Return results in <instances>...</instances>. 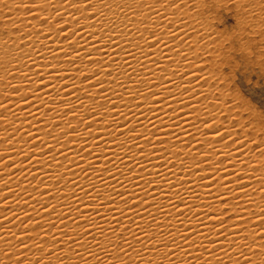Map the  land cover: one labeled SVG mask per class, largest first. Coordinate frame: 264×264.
I'll use <instances>...</instances> for the list:
<instances>
[{
    "label": "bare ground",
    "instance_id": "obj_1",
    "mask_svg": "<svg viewBox=\"0 0 264 264\" xmlns=\"http://www.w3.org/2000/svg\"><path fill=\"white\" fill-rule=\"evenodd\" d=\"M38 2L39 0H0V103L9 104L8 107L12 110V113H16V115H12L7 110H0V115L5 116V119L0 121V154H3L0 155V161H7L5 164L0 162V205H3L0 206V237H3V240H0V264H22V262L23 264H39V260L43 258L40 253L42 249L31 246L33 241L30 240L34 237H25L19 240L16 237L21 236L22 232L37 231L43 225L44 229L47 230L48 222L54 223L53 227L55 228L48 229V231L58 237L60 244L56 245L57 241H52L44 245L45 253L41 264H264V226H258L260 225L258 216L264 218V191H260L261 185L258 183L264 175V157L259 155V152L264 150V143L259 142L257 139V131L260 127L257 123L255 124L256 120L253 119L251 125H245L244 132L247 133L255 128L256 132L253 133V141L249 147L253 151L259 145L260 148L252 152L243 145H236L237 148H243L242 151L245 152V155L241 152H237L236 155H243L240 159L248 163L250 168L255 165L256 171L245 170L239 160H228L223 165H218L221 172L216 177H213V170L207 164L201 165L202 171L200 172H195V169L191 172L182 171L180 160L183 157L171 155L177 151V148L168 143V141H172L170 133L174 127L173 120L170 118L179 116L175 120V124H181L185 114L195 115L191 112V108L184 107V104H190L192 107L201 110L205 106L211 109L214 101L213 92L220 95L222 107L227 105L235 109L231 115L239 119V127L243 125L244 114L241 111L243 103L239 102L238 95L236 96L232 90H228L229 87L223 80L225 79L223 65L226 62L229 63L230 60L228 59L231 53H227L225 46L220 41L230 40V38L229 36L227 39L223 38L222 31L218 29L215 22L220 17V10L225 8L227 4L232 5L237 8L240 27L250 29V33L248 32V36H246L247 42L254 41L253 37L256 35L262 40L264 39V0H183L179 11L175 7L167 8V4L157 3L156 0H103V3H101V0H92V5H87L86 8L82 5L81 10L67 8V12H71L76 20L72 21V25H64L63 28L58 29V32L66 31L73 44L79 41L82 53L85 55H89L88 52H91L93 59L105 61V65H88V67L92 69L104 67V72L99 75L102 80H104L107 72L111 71L113 73L111 77L104 80V87L109 89L108 94L111 95L112 90H118L123 93L124 100L127 101L130 94L124 93L123 89L118 88V85L123 83L133 91H135L136 84H139L143 96L137 97L136 101L129 106L132 109L131 112L128 107L118 106L117 111L127 115L129 121L120 118V124L124 127L125 135L120 136V133H117V139L115 140L112 135H109L112 129H106L105 127L107 124H112L111 117L100 123H94L93 126H86H92V129L88 132L85 131V125H77L76 121H72V124L78 128V132L72 133L68 137H61V143L55 145L57 149L63 146L64 151L68 154V160L65 161L63 156H57V161H61L64 167L54 172L51 181H54L56 176L64 172L68 166L76 175L73 176L72 172H69L65 179L61 181L59 201L57 199L49 200L51 198L48 199L47 196L44 197V207H47V203L49 207L54 204L57 213L64 214L61 217L63 223L55 213L51 217H48V213H42L44 219L41 220V224L34 225V222L28 220H39L40 217L34 213L31 216L24 217L23 212L20 210L31 212L29 207L31 204H34L37 210H43L39 201L31 200L28 195H25V192L29 190L35 199H39V194L34 192L35 189L32 188V185L38 183L36 179L44 172L53 170L47 169V163H51V154L40 156L42 145L39 141L35 145L25 144V132L34 130L35 127L44 129L45 124H47L45 130H49L52 128L53 119L57 121L53 128L65 127V123L60 120V117L63 116V110L67 109L69 105L60 104L59 101L62 98L70 99L71 102L79 104V101L75 99L76 95H79L85 102L83 116L87 117L89 122L93 118L89 116L87 109L95 107L91 100L84 97L83 88H86L87 85L80 83L81 80L90 79V76H80L76 80L80 91L74 93L70 98L66 96L69 95L67 92L72 90L73 81L70 77L75 75L74 72L61 73L65 78L59 82L60 86L67 84L68 88L61 91L59 96L50 87L39 91L38 95L47 101L46 106H40L39 112H37L35 106L28 109V105H24L21 101V94H27L30 101L36 99L29 91V87H36L40 83L35 73L43 72L45 81L50 79L47 73L50 67L56 64V61L52 59L48 49H56L58 45L67 48L69 43V41L64 40L69 37L63 35L57 37L55 33H48L49 29L45 26L48 22L41 19L48 16L52 10L42 12L40 7L37 6ZM5 7L8 8L7 11H5ZM165 8H167V11H164ZM55 10L57 9H53V11ZM67 12L62 10L61 16L56 17L51 22L53 24L59 23L57 27H60L64 19L71 20ZM157 13H162V16H167L168 19L174 21V26L168 24V27L172 28V31H177L178 35L183 36L186 32L185 40L192 43L194 48L189 50L187 44H184L183 41H173L171 39L175 38L169 36H165V40L171 50L164 48L163 45H157L152 32L155 31L156 37H159L162 33L168 31L167 21L156 16ZM181 20L185 23H180ZM73 29L79 31V35L72 36ZM49 36L51 38L46 39ZM97 47L101 51L97 52ZM37 53L40 55H37ZM185 53H187L189 60L192 59L194 53L200 55V59L196 60L195 69L187 68V62L184 60L186 58L184 57ZM113 60L116 61L115 64H113ZM125 61L136 70L133 73L134 80H129L127 75L122 74L125 72ZM77 63L79 64V61ZM45 65L49 67L46 68ZM62 67L67 68L68 65L65 63ZM200 68H203L204 71L201 72ZM128 71L131 72V69H128ZM186 71L192 72L196 76H210L209 82L205 84L204 80L201 79L199 86L195 81L189 85L188 80L191 79V76H185L183 81L180 79L181 76L188 75V73H185ZM177 72L178 74L174 75ZM25 73L31 80L36 81V84L30 85L28 80L22 81L21 78ZM112 79H115L117 83L109 84L108 81ZM149 80L152 81L154 87L146 83ZM93 83H95V78ZM7 85L19 86L21 93H14L13 91L18 89L7 87ZM67 85H64V87H67ZM184 87L196 88V93L191 94L192 99L189 98L190 94L185 92L187 90L184 91ZM93 91H96V89H93ZM100 91H104V89H100ZM200 93H203V95H200ZM144 96L149 97L147 102L144 101ZM204 96H207L208 99L205 100ZM53 98H55V103H53ZM113 99L115 100V97ZM117 103L119 105L120 102L117 101ZM40 104L41 101L36 100V105ZM136 104H140V107L137 108ZM115 106L113 105V107ZM106 107H110V105H106ZM57 108L61 109L59 116H57ZM149 108L152 109L151 112L148 111ZM29 111L36 113L37 117H40L42 113L45 115L37 124L36 120H32L28 116ZM67 111L65 110V112ZM99 111L102 110H97L96 119H99ZM225 111H227V108H225ZM133 112L135 113V119H133ZM237 112L240 113L239 116H236ZM145 117L152 119L156 127L160 129L156 139L166 140L164 145H156L157 151L154 153L152 146L145 145L143 139L138 141L140 146L144 148L143 153H140V148L132 147L137 141L129 139L134 134L128 133L127 128L133 126L137 119L151 129L152 132L156 131ZM223 118L225 117H221V119ZM25 119L33 124V129L28 128ZM161 119L163 124H161ZM124 123H128V125L125 126ZM235 123L226 126H235ZM116 127V125H112V128ZM239 127L236 129L237 136L235 139L243 138L244 133ZM19 128L23 130L20 131ZM15 129L17 130L14 131ZM73 130L69 129L68 131ZM215 130L208 129L206 131ZM140 131L142 129L137 127V132ZM176 131H179V129L177 128ZM165 132H168L169 135L164 136ZM80 133H83V136ZM177 135H181V133H177ZM41 136H43V132H41ZM224 138L219 137L218 140ZM28 139H31V137ZM44 139L52 143L50 137H44ZM85 139H87V143ZM124 141H127V143L120 146L121 142ZM231 143L232 141H229V144ZM247 143L245 141V144ZM97 144H99V147H97ZM175 144L180 146L179 141H175ZM31 147L36 148L31 149ZM196 147L199 148L200 145ZM205 147L207 148V145ZM217 147L219 146L217 145ZM129 148H131V151H128ZM161 148H167L169 152L165 154L160 151ZM81 149H85V151L81 152ZM102 149L107 150L109 158L114 159L111 156L112 152L120 155L124 164L119 161L115 162V166L109 164L104 158L107 153L102 152ZM89 150L92 151L91 156L88 155ZM33 151L36 153H32ZM47 151H51V149ZM181 151L185 156L188 154L187 148L181 147ZM25 152L28 153V156H24ZM32 155H37L36 159L45 167L37 165L35 160L29 165L28 160ZM142 155L147 159H141ZM166 155L171 156V163L166 164ZM81 156L84 157L83 161L80 160ZM97 156L100 157L99 160L95 159ZM249 157H251V160H249ZM218 158H223V152ZM89 161L95 163L96 169L107 167L115 178L109 179L108 173L94 172L93 169L88 168ZM70 162L71 165H69ZM137 162L139 166H136ZM77 163L80 164V167L76 166ZM191 163L192 161L189 159L188 164ZM232 163H235V169L230 167ZM125 164L127 167H125ZM172 164H175V168L172 169L176 173L175 177L166 171V168L173 167ZM81 168L87 169L88 173L91 174L90 177H85V174L81 172ZM129 168H132L131 172ZM117 169H120V171H117ZM29 170L35 175H29ZM225 170L228 172L227 176H224ZM158 172L160 175H157ZM236 174L242 177L239 182L236 180ZM100 175L103 176L105 183L114 185L118 192H124V198L129 201L128 205L124 204L116 192L105 189L104 184L98 178ZM201 176L206 178L201 181ZM221 176H223L222 183L232 182L233 192H229L227 188H219V184L212 183L213 179H218ZM7 180L9 182L4 184ZM44 180H46V177L42 179V182ZM117 180L120 183H117ZM26 181H31L32 184H28ZM51 181L49 182L51 183ZM70 181H77L82 188L89 189V191H91L92 184L95 183L96 190L101 192V197L92 202L91 197L84 196L80 188L76 189L75 197H71L73 185ZM149 181H151V184L148 183ZM166 181L175 185L171 191H169V184ZM182 181L191 182L193 192L196 195L182 191L180 183ZM137 183L140 187H136ZM238 183H243L245 187H238ZM40 187L43 189L44 186L41 185ZM183 187L187 188L188 184H184ZM218 188L219 191H217ZM9 189L13 191H9ZM22 189L24 191H21ZM31 189L33 192H31ZM254 189L255 192H253ZM44 191L47 192L48 190L45 189ZM145 191L149 193L147 197H145ZM176 191H181L182 195L186 197V202L193 205L191 211L185 207V204L179 202L174 195ZM245 192L248 195H244ZM130 193H136V195L133 196ZM165 194L172 195L173 202L176 203L178 209L183 211V216H178L180 213L171 217L165 215V213H174L175 211L169 206ZM221 194L229 198L228 215L232 218L224 217L225 225L228 227L229 239L235 238L231 235L234 225L240 229L246 228L247 230L241 233V235H249L248 247L245 249H240L235 244L229 246L228 240H225L226 237L218 235L221 225L214 223L216 217L210 215L214 209L225 207L216 199ZM51 195H56L55 189H53ZM93 195H95V191H93ZM66 196L71 198L65 199ZM109 196L113 198V203L108 202L107 198ZM153 196L156 199H153ZM13 199H24L29 201V204H22V201L21 204L5 203L4 201H12ZM101 202L106 207L100 208V215H97L96 208L99 207ZM237 203L240 204V208L235 207ZM208 205H211V207ZM157 207H160L162 212H158ZM108 209H111V211ZM242 209L245 211H241ZM81 211L84 212L83 215H81ZM13 212L16 215L13 216ZM121 212L124 215H120ZM253 212L257 215H253ZM196 213L197 215H195ZM101 215L105 219L102 220ZM240 216L250 219L252 223L247 225L240 223ZM5 217L7 219H4ZM153 217L156 218L155 221ZM117 219L120 221L119 226L115 223ZM85 220H88L89 223H84ZM181 220L183 223L180 222ZM73 221L77 223H73ZM26 223H28L29 228L21 227ZM137 225H140V229L137 228ZM62 228L64 232H67L65 235L76 239L78 243L71 244L70 247L71 241L68 244L64 243ZM113 228L115 232L112 231ZM101 229H103V232ZM124 229H128V231H124ZM221 231H224V229H221ZM169 233H172V235H169ZM250 233L256 234L255 243H252ZM31 234L36 235L35 232ZM121 234L132 243L135 249L134 251L126 249L131 258L119 252V247L122 245L119 239ZM145 234L151 238H146ZM184 234L188 235V237H185V239L188 238V244H184L181 239ZM133 235L144 240L145 243H137L133 239ZM205 235L208 239H203ZM93 236L95 239H93ZM105 237L110 239L111 243H108ZM173 238L176 239L177 244L181 245L180 249H176V246L171 243ZM47 241L48 238L44 237L43 242L46 243ZM193 242L196 246L190 247ZM26 243L29 244L28 248H20V244ZM97 243L100 247L96 246ZM81 245H84V247H81ZM85 247L87 251H85ZM204 247H207L208 251H205ZM100 248H104L107 254L102 253ZM48 249L52 250L47 252ZM170 249L176 252L175 256L170 253ZM76 252H80V256H77ZM89 252L96 253L100 259H94L89 255ZM241 252H243L242 256L239 254ZM20 253H25L26 256L20 255ZM52 253L54 254L49 257L48 255ZM18 257L19 261L17 262Z\"/></svg>",
    "mask_w": 264,
    "mask_h": 264
},
{
    "label": "snow or ice",
    "instance_id": "obj_2",
    "mask_svg": "<svg viewBox=\"0 0 264 264\" xmlns=\"http://www.w3.org/2000/svg\"><path fill=\"white\" fill-rule=\"evenodd\" d=\"M157 3H165L167 4V8H171V7H175L178 11L181 9V6L183 4V0H156ZM101 3H103V0H101ZM57 5H59V7H57ZM84 6L86 8L87 5H92V0H39L38 2V7H40V10L42 12H47L49 9L52 10V12L48 15L43 17L41 20H47V24H45V26L48 27L49 31L48 33H55L57 35V37H59L60 35H63L64 37H69L66 33V31H59L58 29H61L64 27V25H72V21L76 20V18L72 15L71 12H67V8H71V9H79L81 10V6ZM67 6V7H65ZM167 8H165L164 11H167ZM53 9H57L55 11H53ZM62 10H64L65 12H67V15L69 17H71L70 19H64L63 20V24L60 27H57V24H53L51 21H54L56 19V17L61 16L62 14ZM156 16H158L159 18H162L164 20L167 21L166 27L168 29L167 32L162 33L159 37H156V33L155 31L152 32V36L155 37V41L157 42V45H163L164 48H168L169 50H171L169 48V44L168 42L165 40V36H169L170 38H175V39H171L173 41L175 40H180L183 41L184 44H187V47L189 50H192L194 48V45L192 43H190L188 40H185V36H187V33L185 32L183 36L178 35L177 31H172V28L168 27V24H173L174 26V21L170 20L167 18V16H162V13H157ZM180 23H185L183 20L180 21ZM77 25L79 24L76 23ZM72 36H77L79 35V31H76V29L72 30ZM51 36L47 37L46 39H50ZM66 41H69L67 48L58 45L56 49H52L49 48L48 51L52 56V59L54 61H56V64L52 65L50 67V70L48 71L47 75L50 79H48L47 81H45V77L43 72H37L35 73V75L39 78L40 83L36 86V87H29V91L35 96V100H29L28 99V95L27 94H21L20 95V99L23 102L24 105H28V109H31L33 106H35L37 108V112L40 111V106L44 107L47 104V101L44 100L41 96L38 95L39 91L44 89V88H51L53 91L57 92V96H59L60 92L63 91L64 89L68 88L64 87V85L61 87L60 86V81H62L65 77L63 75H61V73H69V72H74L75 75H72L70 78L73 81L72 84V90L71 92H67L69 93V95H66L67 97H71L74 93L80 91V88L77 86L76 84V80L82 76H90V79H86V80H81L80 83L86 84L87 87L83 88V93H84V97H86L88 100H91L93 102V105H95L94 108H88V114L89 116H91L93 119L91 122H89L87 117L83 116V112L85 110V102L83 99L80 98L79 95H76L75 99L76 101H79V104L75 103V102H71L70 99H60L59 103L60 104H68L69 106L67 107L68 110L67 112H65V110H63V116L60 117V120L63 121L65 123V127H61L58 126L56 128H53V125L56 124V120L53 119L52 122V128L49 130H45L47 128V124H45V128L42 129L40 127H35L34 130H30L25 132V139H24V143L26 141L25 144L28 145H35L37 143V141L40 142L41 146V151L39 154H41L40 156H45L48 154H51V163H47V169H52L53 171L51 172H44L39 178H37L36 180L38 181V183L36 185H32V188L35 189V193L39 194V199H35L31 193L28 191L25 192V195H28L30 197L31 200H38L39 204L41 206V209L43 211L37 210V208L34 206V204L29 205V207L31 208V212L26 211V210H20L23 212L24 217H28L33 215V213L36 216H39L40 219H29V222H34V225L37 224H41V220L44 219V216L42 215V213H48V217H51L54 213L57 215L58 219H61V217H63V213H57L56 211V205H51V207H49V204L47 203V207H44V197L47 196L49 200L52 199H57L59 201V192H60V184L61 181L65 179V177L67 176V174L69 172H72V175L75 176L76 173L74 171H72L71 167H67L65 168L64 172H62L60 175H57L54 181H51V177L54 174L55 171H57L58 169L64 167L63 163L61 161H57V156H63L65 157V161L68 160V154L67 152L64 151L63 146H61L60 149H57L55 147V145L60 144L61 143V137H68L69 135H71L72 133H77L78 132V128L76 126H74L72 124V121H76L77 125H85V131L88 132L90 129H92V126L94 123H100L101 121L105 120L106 118L111 117L112 118V124H107L105 125L106 129H112L111 132L109 133V135H112L113 139H117L116 134L120 133V136H124L125 132H124V127L121 126L120 124V118L122 117L124 121H129L128 120V116L125 115L122 112L117 111L118 106L119 107H128L129 111L131 112L132 109L131 107H129L134 101H136L137 97L143 96V93H141L140 91V85L136 84L135 87V91H133V89H130L128 87H126L123 83L118 85L119 89H123L124 93H129L130 94V98L126 101L124 100V95L123 93L119 92L118 90H112V94L109 95V89L104 87V80H107L108 77H111L113 75V73L111 71L107 72L104 76V80L99 78V75L101 73L104 72V67H97V68H89L88 65H97V66H102L105 65V61L101 60V59H93L92 58V53H90L89 55H85L84 53H82L79 41L76 42V44H73L70 41V37L67 39H64ZM167 42V43H166ZM79 49V50H77ZM96 51L99 52L101 51V49L99 47L96 48ZM180 53L178 52V55ZM37 55H40L39 53H37ZM184 57H186L184 60L187 62V68L188 69H195L196 68V60L200 59V55L197 53L193 54V57L191 60H189L187 53L184 54ZM29 59H31V57H29ZM79 61V64L77 63ZM113 64L116 63L115 60L112 61ZM33 63H35V61H33ZM67 64L68 67L64 68L62 67L63 64ZM205 63H207V61H205ZM125 72L122 73L124 75H127L129 80H134V76L133 73H135V69L132 68L131 64H129L127 61H125ZM45 67H49L48 65H45ZM141 67H143V65H141ZM77 69H79V71H77ZM128 69H131V72L128 71ZM201 72L204 71L203 68L199 69ZM94 73H98V74H94ZM185 73H188V75H184L181 76L180 79L183 81L185 79V76H191V79L188 80V84H192L193 81H195L197 83V85L199 86V81L201 79L204 80V83L207 84L209 82L210 76H196L194 75V73L192 72H188L186 71ZM177 73H174V75H177ZM25 77H27V79H25ZM95 78V83H93V79ZM195 78V79H193ZM22 81L23 80H28L30 85L32 84H36V81L31 80V78L27 75V73H25L22 76ZM102 81V82H101ZM109 84H116L117 81L115 79L109 80L108 81ZM149 86L154 87V84L152 83L151 80L146 82ZM43 86V87H41ZM7 87H11V88H15L18 89L17 91H13L14 93H21V89L19 86H12V85H7ZM179 87V85H178ZM73 89H75V91H73ZM93 89H96V91H93ZM100 89H104V91H100ZM185 89L187 91H185ZM170 91V90H169ZM184 91L188 92L189 98L192 99V93H196V88H191L189 89L188 87H184ZM154 95V94H153ZM200 95H203V93H200ZM213 96H214V101L212 102V108L209 109L207 106H205L202 110L198 109V108H194L192 107L190 104H184V107H188L191 108V112L195 113V115H187L185 114L183 116V120L181 124H175V120L179 118L178 117H173L170 118L173 120L174 123V127L171 130V137H172V141H168V143H171L172 147L177 148V151L175 153H172L171 155H175V156H182L183 158L180 160V164H181V169L182 171H192L193 169H195V172H200L202 171L201 165L207 164V166L209 168H211L212 171V175L213 177H216L220 172H221V168L218 167V165H223L225 163V161L228 160H239V163L242 164L244 166L245 170H250V171H256V167L255 165H252L251 168L249 167V164L246 163L243 159H240V157H242L243 155H245V152L242 151L243 148H237L236 145L240 144L243 145L244 147L248 148L249 151L255 152L256 149L260 148L257 147L254 151L252 150V148L249 147L250 143H252L253 141V133L256 132L255 128H252L251 131L245 133L244 129H245V125H240V129L242 130V132L244 133L242 136L243 138L241 139H235V137L237 136V131H236V125H238L239 119H236L235 117H233L231 114L233 113V111H235V109L231 106H227L225 105L224 107L221 106V97L219 94H217L216 92H213ZM113 97H115V100L113 99ZM144 101L147 102L149 100L148 96H144L143 97ZM204 99L207 100L208 97L204 96ZM36 100L41 101L40 105H36ZM117 101H119V105L117 103ZM53 103H55V98H53ZM183 104V102H181ZM199 103V101H198ZM106 105H110V107H106ZM113 105H116L115 107H113ZM9 104L6 103H0V110H7L8 112L12 113V110L9 109ZM243 106V105H241ZM13 107H15L13 105ZM136 107H140V104H136ZM225 108H227V111H225ZM50 111H52L51 108H49ZM97 110H102L99 111V119H96L97 117ZM49 111V112H50ZM60 111L61 109L57 108V116L60 115ZM149 112L152 111L151 108L148 109ZM94 113V115H93ZM115 113V115H113ZM71 114V115H70ZM12 115H16V113H12ZM43 115L45 114H41L40 117H37L36 113H33L31 111L28 112V116H30L32 118V120H36L37 124L40 123V121L43 118ZM240 113L237 112L236 116H239ZM190 117V119H189ZM221 117H225V119H221ZM5 119L4 115H0V121H3ZM133 119H135V113L133 112ZM145 119L148 120V123L152 125V128H155L156 131L152 132L151 129H149L148 127H146L140 120H135V124L133 126H130L127 128L128 133H133L134 135L130 136L129 139H132L134 141H137V143H135L132 147H137L140 148V153L144 152V148L140 146V144L138 143V141L140 139H143L144 144L145 145H151L152 146V151L153 153L157 151L156 145H164L166 143L165 139H156L157 133L160 132V129L156 127L155 123H153L152 119L145 117ZM255 119L257 123L260 124L261 126V133H264V113L259 114L256 117H253L252 119H249L248 121V125L252 124V120ZM199 121V122H197ZM227 121V123H226ZM25 122L28 123V128L29 129H33V124L31 122H29L27 119H25ZM233 122L235 123V126H226L227 124L233 125ZM161 124H163V120L161 119ZM11 125V124H9ZM88 125H92L89 127H86ZM112 125H116V128H112ZM124 125H128V123H124ZM185 125H187V127H185ZM137 127L141 128L142 131L137 132ZM179 129V131H176V129ZM20 131H22V128H19ZM69 129H74L73 131H68ZM208 129H216L215 131H206ZM17 129H15L14 131H16ZM57 130H59L57 132ZM41 132H43V136H41ZM51 133V134H50ZM150 133V135H149ZM177 133H181V135H177ZM63 134V135H61ZM227 134V135H226ZM81 136H83V133H80ZM103 135V134H102ZM169 133L165 132L164 136H168ZM29 137H31V139H28ZM44 137H50L52 143H49L48 140L44 139ZM219 137H225L223 140H218ZM187 138V139H185ZM175 141H179L180 142V146H177L175 144ZM229 141H232L231 144H229ZM245 141H247L248 143L245 144ZM85 142L87 143V139H85ZM195 142V143H193ZM261 142L264 143V136H261ZM127 141L121 142L122 146L123 144H126ZM200 145L199 148H197L196 146ZM207 145V148L205 147ZM217 145L219 147H217ZM97 147H99V144H97ZM181 147L182 148H187L188 149V154L185 156L183 154V152L181 151ZM36 147H31V149H35ZM48 149H51V151H47ZM61 149H63V151H61ZM85 151V149H81V152ZM128 151H131V148L128 149ZM160 151H162L163 153L167 154L169 152V149L167 148H161ZM102 152L107 153L106 149H102ZM221 152H223V158L220 159L218 157H220ZM237 152H241L243 153V155L241 156H237L236 153ZM32 153H36V152H32ZM3 155V154H0ZM88 155L91 156L92 155V151L89 150L88 151ZM125 155H127V153H125ZM259 155L264 157V150H261L259 152ZM24 156H28V153L25 152ZM37 155H32L31 158L28 160L29 165L32 164V162L35 160L37 165H43V167H45L44 164H41L39 160L36 159ZM111 156L114 157V159L109 158L108 153L107 155L104 156V158L107 160V162L109 164H112L113 166H115V162L119 161L121 164H124L123 158L116 154L115 152L111 153ZM135 154L133 155L134 158ZM96 160H99L100 157L97 156L95 158ZM141 159H147V157L145 156H141ZM189 159L192 161V163L189 165L188 161ZM80 160L83 161L84 157L81 156ZM249 160H251V157H249ZM3 162L4 164L7 163V161H0ZM171 163V156L166 155V164ZM71 165V162L70 164ZM173 167L171 168H166V171H168L173 177L176 176V173L174 171H172V169L175 168V164H172ZM77 167H80V164L77 163L76 164ZM138 162H137V165ZM125 167H127V165L125 164ZM230 167H232L233 169H235L236 165L235 163H232L230 165ZM23 168V167H21ZM88 168L93 169L94 172H99V173H108L109 174V179H114L115 177L112 176V174L110 173L109 169L107 167L102 168V169H96L95 163L92 161L88 162ZM143 171V169H141ZM117 171H120V169H117ZM129 171H132V168H129ZM81 172H83L85 174V177H90V173H88L87 169L81 168ZM24 173V172H21ZM227 173V174H226ZM29 175H35V173H33L31 170H29L28 172ZM157 175H160V173L158 172ZM228 172L225 170L224 171V176H227ZM46 177V180H44V182H42V179ZM101 180V183L104 184L105 189H111L112 192H116L117 196L120 197L125 205H128L129 201L127 199L124 198V192H118L115 188L114 185H109L107 183H105L103 176L100 175L98 177ZM163 178V177H161ZM206 177L201 176L200 180H204ZM10 179V178H9ZM127 179V178H126ZM242 179V177L239 176V174H236V180L239 182ZM223 180V176L219 177L218 179H213L212 183L213 184H219V188H227L229 192H233V189L231 187V181H227V182H221ZM51 181V183L49 182ZM9 182V180L5 181L4 184H7ZM28 184H32L31 181H26ZM73 185L72 189H71V197H75L76 195V189L80 188V191L83 192L84 196L86 197H91V201L95 202L96 200H98L101 197V192L96 190L97 186L95 183L92 184V188L91 191H89V189H84L82 188L79 183L77 181H70ZM117 183H120L119 180H117ZM149 184H151V181L148 182ZM166 183L169 184V191H171L172 188L175 187L174 184H172L171 182L166 181ZM181 183V189L182 191H186L189 193H192L193 195H196L195 192H193V188H192V184L191 182L188 181H182ZM258 183H260L261 187H260V191H264V175H262L260 181H258ZM184 184H188L187 188H184L183 185ZM41 185H43V189H41ZM38 186V187H37ZM123 186V185H122ZM136 187H140L139 183L136 184ZM162 187V186H161ZM238 187L240 188H244L245 185L243 183H238ZM219 188L217 189V191H219ZM47 189L48 191L45 192L44 190ZM53 189L56 190V195H51V193L53 192ZM9 191H13L12 189H9ZM21 191H24V189H22ZM93 191H95V195H93ZM125 191H127V189H125ZM143 191V189H142ZM31 192L32 189H31ZM253 192H255V189L253 190ZM130 195H136V193H130ZM149 195L148 192L145 191V197H147ZM174 195L178 198L180 203L185 204V207L188 208L189 211L192 210L193 205L189 204L186 202V197L184 195H182L181 191H176L174 193ZM209 195H211V193H209ZM244 195H248L247 192L244 193ZM71 197H65V199H70ZM153 199H156L155 196L152 197ZM165 198L168 200L169 206L174 209V213H165V215L168 216H172V215H177V213H180V215L178 216H183L184 213L182 210L177 208L176 203L173 202V198L172 195H168L165 194ZM79 199V198H77ZM108 202L113 203L114 200L111 196H109L108 198ZM217 200H219L221 205H225V207L223 208H219V209H214V211L211 213L210 216H214L216 217V219L214 220V223H219L221 225V229H224V231H219L218 235L224 236L226 237L225 240H228V245H236L238 248L240 249H245L248 247V241H249V235H241L242 232L246 231L247 229H240L237 226H233V231L231 233V235L233 237H235L234 239H229V232H228V227L227 225H225V221H224V217L228 216V219H231L232 217L230 215H228L229 213V207L227 206L229 204V198L223 194H221L220 196L216 197ZM5 203H10V202H14L16 204H29V201L24 200V199H20V200H15L13 199L12 201L9 200H4ZM145 203H146V199H145ZM135 205V204H133ZM3 206V205H0ZM209 207H211V205H208ZM106 207V205L101 202L99 207L96 208V212L97 215H100V208ZM149 207H151V205H149ZM236 208H240V204L237 203L235 205ZM78 211L80 209H77ZM109 211H111V209H108ZM157 211L158 212H162V209L160 207H157ZM241 211H245V210H241ZM84 212L81 211V215H83ZM253 215H257L255 212L252 213ZM16 215L15 212H13V216ZM120 215H124V213H120ZM197 215V213L195 214ZM21 217V216H20ZM20 217H17L18 219ZM4 219H7V217H5ZM101 219H105L104 216L101 215ZM155 217H153V220L155 221ZM258 219L260 221V225L258 226H264V218H261L258 216ZM61 222L63 223V219H61ZM181 223H183V221H180ZM239 222L247 225L249 223H252V221L244 216H240L239 217ZM73 223H77L76 221H73ZM84 223H89L88 220H85ZM116 225H120V221L117 219L115 220ZM54 223L48 222V228L47 230L44 229V225L43 227H41L39 230L37 231H29V232H22V235L19 237H16L17 240L25 238V237H34L33 239H31L30 241H33V243L31 244V246L33 248H37V249H42V251L40 252L42 255L41 257H43L42 259L39 260V264H41V261L44 259V253H45V247L44 245L52 242V241H57V243H55L56 245L60 244V240L58 239V237L56 235H52L51 231H48V229H53L55 227H53ZM21 227L23 228H29L28 223L21 225ZM65 227H67V225H65ZM137 228L140 229V225H137ZM239 230V231H237ZM101 231L103 232V229H101ZM113 232H115V229H112ZM124 231H128V229H124ZM35 232L36 235H32L31 233ZM61 232L63 234L64 237V243L68 244L69 241H71L72 243L69 244V247L71 246V244H75L78 243V241L72 237H69L68 235H65L63 228L61 229ZM91 234V233H89ZM198 234V233H195ZM13 235H15L13 233ZM146 238H151V237H147ZM169 235H172V233H169ZM251 236V241L252 243H255L257 237L255 233H250ZM44 237L48 238V241L45 243L43 242ZM185 237H188L187 234H184L181 239L183 240L184 244H188V238L185 239ZM93 239H95V237L93 236ZM106 240H108V243H111V240L108 239L107 237H105ZM120 241L122 242V245L119 247V252L125 256H129V252L126 251V249H131V250H135L133 248L132 243L125 239L123 234L120 235L119 237ZM133 239L137 241V243H145L144 240H141L139 237L133 235ZM203 239H208L207 235L203 236ZM0 240H3V237H0ZM240 241H243L242 243ZM211 242V241H210ZM171 243L173 245L176 246V249H180L181 245L177 244L176 239L173 238ZM20 248H28L29 244H20L19 245ZM97 247H100L99 243H97L96 245ZM196 244L195 242H193L192 245H190V247H195ZM203 247V245H201ZM81 247H84V245H81ZM55 249V248H53ZM215 249V248H213ZM52 249H48L47 252H49ZM204 250L208 251L207 247H204ZM85 251H87V248L85 247ZM100 251L102 253H106L104 248H100ZM170 253H172V255H176V252H173L172 249L169 250ZM54 253H52L51 255H48L49 257H51ZM241 256L243 255V252L239 253ZM20 255H25V253H20ZM77 256H80V252H76ZM89 255L92 256L94 259L99 260L100 257L99 255H97L94 252H89ZM26 256V255H25ZM59 258V257H58ZM129 258H131L129 256ZM26 260V259H25ZM19 261V257L17 262ZM23 264V262H22Z\"/></svg>",
    "mask_w": 264,
    "mask_h": 264
},
{
    "label": "rangeland",
    "instance_id": "obj_3",
    "mask_svg": "<svg viewBox=\"0 0 264 264\" xmlns=\"http://www.w3.org/2000/svg\"><path fill=\"white\" fill-rule=\"evenodd\" d=\"M227 6L220 10V17L215 22L218 29L222 31L223 38L227 39L228 36L230 38V40L220 41L225 46L227 53H231V57L229 56L228 59L229 63L226 62L223 65L225 75L223 80L229 87L228 90H232L234 95H238L239 102L243 103L241 111L244 114L245 122L242 121V124L247 125L249 119L264 113V39L261 40L256 35L253 37L254 41L248 43L246 36H248V32L250 33V29L241 28L237 8L229 4ZM7 10L8 8L5 7V11ZM231 47L233 48L231 49ZM257 125L260 127L257 131V139L260 142L264 133L259 134L261 126L259 123ZM238 127L237 125L236 128Z\"/></svg>",
    "mask_w": 264,
    "mask_h": 264
}]
</instances>
